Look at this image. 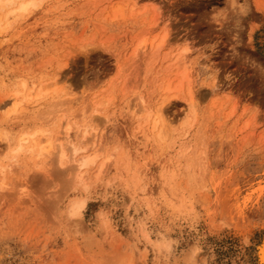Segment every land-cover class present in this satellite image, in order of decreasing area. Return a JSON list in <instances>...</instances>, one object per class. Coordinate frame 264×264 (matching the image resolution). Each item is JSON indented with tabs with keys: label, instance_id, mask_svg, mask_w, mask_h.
Here are the masks:
<instances>
[{
	"label": "rangeland",
	"instance_id": "374dc122",
	"mask_svg": "<svg viewBox=\"0 0 264 264\" xmlns=\"http://www.w3.org/2000/svg\"><path fill=\"white\" fill-rule=\"evenodd\" d=\"M13 1L0 264H263L264 0Z\"/></svg>",
	"mask_w": 264,
	"mask_h": 264
},
{
	"label": "bare ground",
	"instance_id": "6f19581e",
	"mask_svg": "<svg viewBox=\"0 0 264 264\" xmlns=\"http://www.w3.org/2000/svg\"><path fill=\"white\" fill-rule=\"evenodd\" d=\"M6 2L5 3H12V2H14L13 0H5ZM27 4V3H26ZM26 4H23L22 3V5L20 6V9H24V8H26L25 6H26ZM29 5V4H28ZM184 54V53H183ZM181 55V54H180ZM209 72V71H208ZM208 74V73H207ZM28 140V137L27 136H25V137H23V138H21L20 139V143H19V145H18V147L15 149V152H18V151H21L22 150V144L23 143H25L26 141ZM44 145V146H43ZM43 145H40L39 146V148H38V153H37V157L40 159L42 156H44V154H49V152H48V147H49V144H43ZM34 145H32V147H33ZM31 150V149H30ZM14 151V150H13ZM61 152V151H60ZM46 154V155H47ZM60 156H62V155H60ZM85 159V158H84ZM86 160H87V158H86ZM83 161H85V160H83ZM84 164H86V161L83 163V165ZM80 165V164H79ZM82 165V164H81ZM81 209H82V206L80 205V206H78V208H75V215H79L80 214V211H81ZM260 250H259V252H258V256H259V260L261 261V262H263V264H264V247H261V248H259ZM257 251V250H256Z\"/></svg>",
	"mask_w": 264,
	"mask_h": 264
}]
</instances>
